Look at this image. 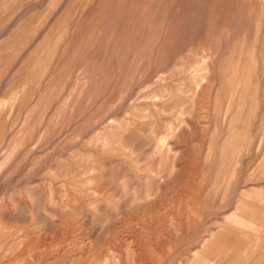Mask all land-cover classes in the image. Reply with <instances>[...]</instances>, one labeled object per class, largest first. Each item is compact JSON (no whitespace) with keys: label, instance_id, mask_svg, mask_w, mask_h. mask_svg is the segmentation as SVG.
I'll return each instance as SVG.
<instances>
[{"label":"rangeland","instance_id":"rangeland-1","mask_svg":"<svg viewBox=\"0 0 264 264\" xmlns=\"http://www.w3.org/2000/svg\"><path fill=\"white\" fill-rule=\"evenodd\" d=\"M0 264H264V0H0Z\"/></svg>","mask_w":264,"mask_h":264},{"label":"crops","instance_id":"crops-1","mask_svg":"<svg viewBox=\"0 0 264 264\" xmlns=\"http://www.w3.org/2000/svg\"><path fill=\"white\" fill-rule=\"evenodd\" d=\"M31 48H33V46H30ZM23 53H25V52H23ZM20 60H21V58H19ZM5 75L4 74H2V76H1V81L5 78L4 77ZM25 76V75H24ZM23 77V76H22Z\"/></svg>","mask_w":264,"mask_h":264}]
</instances>
